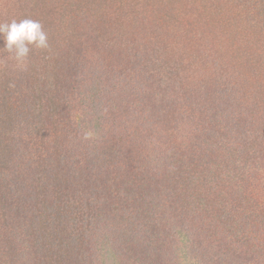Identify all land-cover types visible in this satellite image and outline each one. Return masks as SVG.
<instances>
[{
  "label": "trees",
  "instance_id": "obj_1",
  "mask_svg": "<svg viewBox=\"0 0 264 264\" xmlns=\"http://www.w3.org/2000/svg\"><path fill=\"white\" fill-rule=\"evenodd\" d=\"M194 9V18L177 26L176 37L174 24L161 20L159 13L151 12L152 23L141 20V28L132 20L124 23L126 28L119 21H107L111 38L101 40L89 51L82 47V52L76 56L70 37L60 38L61 50L66 51L67 56L50 54L47 57L56 63L76 64L80 70L71 77L79 78L81 84H119L118 76L124 75L123 78L130 81L133 72V81L128 84H139L143 110L147 111L156 100L159 120L145 116L143 122L149 125L161 122L172 133L168 134L170 142H159L164 152L161 160L164 156L170 160V167L162 174L166 178L161 177L163 189L170 195L158 198L162 202H155L156 198L140 197V194L142 216L138 223L128 222L127 228L132 234L138 230L141 237L137 238H142L138 240L143 242L145 250L159 246L156 254H165L160 258L165 260L158 264H264V0H236L235 5L228 8L235 17L230 27L219 21L220 12L215 10L218 8L208 6V12L202 7ZM87 11L95 20L83 25L98 28L104 24V11L100 8ZM160 27L164 33L171 28L174 30L172 41L163 46L157 37ZM105 44L109 49L100 52L99 57L97 52ZM180 44L187 48L182 53H188L181 55L179 62L175 49L181 47ZM115 50L118 52H113ZM49 59L42 57L39 62L46 63ZM60 68L53 75L65 83L67 71H63V65ZM75 82L70 84H80L78 80ZM175 84H180L181 88H175ZM178 89L180 94L189 96L181 105L177 100ZM11 92L10 95L14 93ZM55 92L46 93L45 97L49 98L38 95L39 108L49 99L56 103L57 98L50 97L57 96ZM7 96L0 98L9 103L13 98ZM127 103L132 105L133 99ZM95 106L97 104L92 109ZM51 111L49 109L45 116L40 115L45 111L31 112L38 116L35 122L41 126L36 129L38 133L51 121ZM182 123L188 125L183 131L178 127ZM0 128V142L10 150L7 156L0 147V193L4 197L12 196L9 200L2 198V206L8 202L14 208H31L34 203L43 202L42 199L29 200L26 195L28 190L23 183L29 176L28 170L31 174L47 176L48 180L35 188L42 186L45 191L52 190L53 196L57 194L54 202L61 205L64 185L59 180L66 171L53 162L57 159L61 163L66 159V151L35 150L30 140L22 143L23 138L7 134L5 124ZM162 137L169 139L167 134ZM14 140L13 150L9 143ZM57 146L61 147V143ZM8 159L11 160L9 165L6 164ZM125 171L123 168L122 172ZM9 172L15 177L14 183L8 182ZM140 207H132L130 213ZM169 207L173 209V221L169 218L167 223L161 219V224L157 225L158 217L172 211ZM42 215L43 212L35 215L38 226L47 224ZM56 216L58 221L61 216L58 213ZM87 218L90 226L92 216ZM10 235V232L4 233L3 245L9 243ZM28 235L31 237L30 233ZM173 249H177L179 262L172 258ZM54 253L57 248L53 252L50 246L46 254L53 256Z\"/></svg>",
  "mask_w": 264,
  "mask_h": 264
},
{
  "label": "rangeland",
  "instance_id": "obj_2",
  "mask_svg": "<svg viewBox=\"0 0 264 264\" xmlns=\"http://www.w3.org/2000/svg\"><path fill=\"white\" fill-rule=\"evenodd\" d=\"M235 3L236 0H0V22L23 18L39 21L49 43L48 49H37L30 45L26 66L19 68L11 54L3 49V40L0 39V96H7L14 91L7 96L8 99L13 98L9 103L0 98V126L5 124L7 134L23 138L22 143L30 140L35 150L48 148L51 151L56 148L57 151H66L67 155L61 163L57 159L53 162L66 171V175L59 180L64 185L61 205L54 202L57 194L53 196L52 190L45 191L42 186L35 188L45 183L47 176L31 174L29 170V176L23 183L25 190H28L27 198L32 201L42 199L43 202L34 203L31 208H14L8 202L2 206L0 202V264H70L69 261L73 262L75 257L77 260L71 264H158L165 260L160 259L165 254H156L159 246L145 250L143 242L138 240L142 238H137L141 237L138 230L132 234L127 228L128 222L138 223L137 220L142 216L138 198L140 194V197L156 198L155 202H162L158 198L170 195L167 189H163L162 180L166 178L162 174L170 167V160L166 156L161 160L164 152L159 142H170L168 134L172 133L161 122L150 125L143 122L145 116L159 120L160 111H157L156 100L147 111L143 110L139 84H128L133 81V72L129 76L130 81L127 78L125 80L124 75L118 76L119 84H81L79 78L71 77L80 70L76 64L66 61L63 64L56 63L47 56H67L60 47V38L66 36L74 44V56L82 52V47L86 51L92 50L101 40L111 38L107 21H119L123 27L127 20H132L133 24L141 28V20L146 24L152 23L149 16L151 12L159 13L162 15L161 20H169L174 24L175 37L177 26L185 20L190 22L196 14L194 8L198 7L204 8L205 12H208V6L218 8L215 10L220 12L219 21L226 22V26L230 27L235 17L228 8ZM89 8L104 11V24L98 28L97 25L95 28L83 25L84 22L95 20L91 12L87 11ZM170 9L173 10L170 12ZM173 32L171 28L168 33H164L163 27H160L157 37L162 40V46L172 41ZM52 38L54 43H51ZM180 45L175 49L179 62L181 55L183 57L188 53H182L187 48ZM104 46L97 52L99 57L100 52L109 49L106 44ZM42 57L49 59V62L40 63ZM62 65L68 76L65 83L53 75L60 71L57 69ZM75 80L80 84H70L76 83ZM174 87L181 88L180 84ZM50 90L57 92V96L50 95L57 98L56 103L49 99L39 108L38 95L49 98L45 94ZM179 92L180 89L177 100L181 105L188 101L189 96ZM132 99L133 104H128ZM49 109L52 110V119L43 126L45 130L38 133L36 129L41 126L35 123L38 117L35 113L45 111L40 114L45 116ZM33 110H36L34 114L31 113ZM178 127L183 131L188 125L182 123ZM127 133L128 136H124ZM163 134H167L169 139H163ZM59 143L61 147L57 146ZM13 144L15 140L9 143L14 150ZM4 145L0 142L3 152L9 156L8 145ZM10 161L8 159L6 164L9 165ZM123 168L125 172H122ZM7 179L8 182H15L10 172ZM65 179L69 180L66 182ZM11 197H4L0 193V201ZM137 205L140 208H135L132 215L130 210ZM171 210L163 217H158L157 225L161 224V219L167 223L169 218L173 221ZM42 212V219L47 224L38 226L35 215ZM56 212L61 216L58 221ZM88 216H92L90 226ZM7 232L11 234L8 236L9 243L3 245V236ZM16 240H20L19 244ZM35 240H39L38 243ZM171 245L176 247L175 244ZM50 246L53 252L57 248L53 256L46 254ZM172 251V258L179 262L177 249Z\"/></svg>",
  "mask_w": 264,
  "mask_h": 264
},
{
  "label": "clouds",
  "instance_id": "obj_3",
  "mask_svg": "<svg viewBox=\"0 0 264 264\" xmlns=\"http://www.w3.org/2000/svg\"><path fill=\"white\" fill-rule=\"evenodd\" d=\"M0 39L3 40V49L11 54L19 68L26 66L30 45L37 49L49 48L42 24L30 18L0 22Z\"/></svg>",
  "mask_w": 264,
  "mask_h": 264
}]
</instances>
